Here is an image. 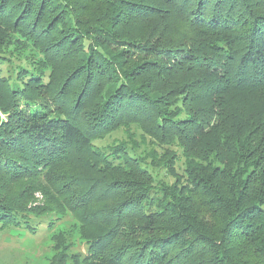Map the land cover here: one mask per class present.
<instances>
[{"label":"trees","instance_id":"16d2710c","mask_svg":"<svg viewBox=\"0 0 264 264\" xmlns=\"http://www.w3.org/2000/svg\"><path fill=\"white\" fill-rule=\"evenodd\" d=\"M90 1L108 3L110 15L105 10L89 22L67 0H0V29L34 38L31 30L44 31L45 25L74 34L77 41L81 36L71 70L82 72L84 84L95 72V78L105 73L102 81L107 79L101 104L86 113L87 121L50 111L47 94L14 93L0 75V88L13 92L6 101L11 108L6 104L2 111L14 116L10 127L0 125V179L13 178L0 183V191L24 177L48 180L60 163L70 162L78 171L75 152H89L91 134L105 126L106 121H95L103 112L106 132L135 126L142 141L147 136L161 152V146L179 148L184 175L178 178L170 167L166 172L174 182L167 184L148 171L144 157L122 145L129 176L108 181L107 190L125 197L117 205H98L99 191H83L86 180L60 172L55 181L65 187L57 194L66 195L63 206L82 225L91 252L86 264H264V6L259 0ZM120 11L128 19L154 22L145 39L123 44L116 38L106 24H115L113 15ZM170 27L175 32L164 35ZM109 42L128 49L111 54ZM42 46L46 60L55 58ZM122 54L124 60L116 59ZM140 55L144 59H131ZM15 98L36 106L21 117L12 108ZM171 152L152 149L145 156L162 167L176 158ZM22 156L38 162L33 168L40 170L26 175L4 170ZM5 197L0 226L24 224L29 231L43 226ZM64 261L55 254L49 264Z\"/></svg>","mask_w":264,"mask_h":264},{"label":"rangeland","instance_id":"374dc122","mask_svg":"<svg viewBox=\"0 0 264 264\" xmlns=\"http://www.w3.org/2000/svg\"><path fill=\"white\" fill-rule=\"evenodd\" d=\"M67 1L69 5H72L73 12L78 14L83 21L91 22V19H100L98 18L99 14L102 15L105 10H107V16L110 15V9L108 8L110 6L105 1ZM258 2L264 6V1L259 0ZM113 16L115 24H106L104 22L102 25L106 24L107 27L109 26L116 38L124 41L121 42L123 44L133 42L132 39L136 37L145 39L154 26V22H151L150 19L145 23L140 21V19H133L134 17L128 19L125 13L121 11ZM22 17L24 18V16ZM43 27L44 31H33L30 28L34 38H29L21 31L0 29V75L8 81L11 89L15 91L14 93H17L19 89H23L27 92L34 90L40 95L43 93L47 94L46 102L50 111L53 110L54 113L60 115H68L89 121L90 118L86 116V113L101 104L102 96H98L105 91L106 85L104 83H107V79L102 80L106 74L104 73L103 76L98 75L95 78V73H99L95 72L88 82H86L84 77L86 82L84 84L82 72H80L81 77L71 70L76 65L74 62L78 61V48L80 46L78 43L81 36L79 41H77L74 34L53 32V30L45 28V25ZM165 31L167 32H164V35L175 32L172 27H170V30L166 29ZM154 35L156 36L157 34ZM42 44L55 58L46 60L43 53L39 51V45L42 46ZM125 49H128V46L121 47L117 46L115 42H109L107 51L111 54H116ZM125 55H119L116 59L124 60ZM131 59L139 61L144 59V56L140 55ZM50 63H54V66L52 67ZM67 67H70L68 69L69 72L62 74ZM52 71L54 72L53 81L48 82L49 73ZM78 77L80 79L77 80L76 78ZM101 81L102 84H100ZM45 83H48V85H44ZM53 83L52 87L56 85V90L53 89L52 91L51 84ZM4 91L6 90L2 86L0 94L3 92L1 96L5 97V101L1 100L0 102V125L10 127L14 121V116L9 117L2 111V108L7 104L6 101L13 95V92ZM13 104L12 108H17L18 110H16L21 117L26 115L24 110L27 109L28 111L29 109L30 112L33 105L36 106L35 101H24L21 98H15ZM5 107H8V104ZM10 108L8 107V109ZM49 109H45L46 112H49ZM105 115L102 112L99 114V118L95 120L97 123L106 121L104 126L106 128L102 126L98 128L100 132L91 134L92 141L89 152H75L73 158L75 159L74 161H78V163L76 162L78 171H75L74 166L70 162L60 163L58 166L53 167L48 180L40 176L37 178L24 177L8 184L5 189L0 191V199L6 195L7 197L2 200H8L10 205L24 206L23 209L26 208L27 218H31L39 224L43 223L42 227L35 224L34 231H29L24 224L16 225L4 222L5 224L0 226V264H49L55 254H62L65 264H86L85 261L91 252L87 241L83 237L82 225L63 206L67 205L64 199L66 195L61 199L57 194V189L65 186H61V183L56 182L55 178L64 170L76 172V176L86 180L82 185L83 187H81L83 191H94V189L99 191L103 197L101 199L99 197L98 205H117L116 201L121 202L125 197L122 191L111 192V190H107L108 181L125 179L129 176L127 166H122L121 153H119L123 150L121 148L122 145L130 148L138 156L144 157V162L142 163L148 171L153 176L158 174V177L162 178L161 181L167 184L174 182V177L166 172L169 171L170 167H172L171 169L178 178L181 179L184 175L183 164L185 160L182 155H179V148L167 150L165 148L167 146H161L164 147V151L161 152L160 147L158 148L147 136H143L145 138L143 142L142 133L135 126H130L129 128L119 127L106 132L107 118ZM116 146L119 148L115 149ZM152 149H156L159 155L172 151L171 153H176L177 156L176 158L171 156V159L162 167L152 166L150 158L145 156ZM10 154L13 155V153ZM106 162L112 165L113 168L108 170L105 165ZM35 164H38V162H33L32 159L22 156L16 163L9 162L8 168L6 167L4 170L9 169L11 173L26 175L40 170L39 168L34 170L33 166ZM132 176L137 179L135 174H132ZM12 179L5 176L0 179V183L2 184V182ZM74 205H78V203ZM44 208L50 211L45 210L40 213ZM60 212L62 213L60 214ZM50 220L53 222L51 227L48 226ZM21 222L23 223V221ZM54 264L56 263L54 262Z\"/></svg>","mask_w":264,"mask_h":264}]
</instances>
